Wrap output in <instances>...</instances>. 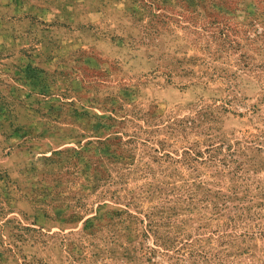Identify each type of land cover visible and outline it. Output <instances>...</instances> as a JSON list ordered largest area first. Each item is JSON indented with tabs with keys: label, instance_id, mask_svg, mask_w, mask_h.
I'll use <instances>...</instances> for the list:
<instances>
[{
	"label": "rangeland",
	"instance_id": "rangeland-1",
	"mask_svg": "<svg viewBox=\"0 0 264 264\" xmlns=\"http://www.w3.org/2000/svg\"><path fill=\"white\" fill-rule=\"evenodd\" d=\"M0 264H264V0H0Z\"/></svg>",
	"mask_w": 264,
	"mask_h": 264
}]
</instances>
